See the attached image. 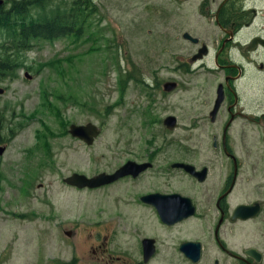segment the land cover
Wrapping results in <instances>:
<instances>
[{
    "label": "rangeland",
    "instance_id": "374dc122",
    "mask_svg": "<svg viewBox=\"0 0 264 264\" xmlns=\"http://www.w3.org/2000/svg\"><path fill=\"white\" fill-rule=\"evenodd\" d=\"M91 1L95 10L86 16L79 39L35 40L16 57L23 66L0 78V264H62L72 254L79 259L87 251V229L103 227L113 234V254L136 258L138 237L130 223L141 218L140 233L152 226L147 209L118 200L129 194V183L78 189L61 179L114 170L145 153L149 138L152 147L164 143L161 152H172L167 144L178 142L182 124L166 130L160 119L181 118V109L189 107V115L197 107L201 77L169 69L194 47L180 32L200 37L188 28L198 13L197 0ZM152 71L159 81L172 78L179 86L170 92L160 86L150 105ZM86 122L100 128L87 146L67 133L70 124ZM94 221L102 224L89 225ZM87 254L80 264H91ZM99 254L103 260L97 263L108 264ZM168 256L158 252L147 264H164Z\"/></svg>",
    "mask_w": 264,
    "mask_h": 264
},
{
    "label": "flooded vegetation",
    "instance_id": "af4514ba",
    "mask_svg": "<svg viewBox=\"0 0 264 264\" xmlns=\"http://www.w3.org/2000/svg\"><path fill=\"white\" fill-rule=\"evenodd\" d=\"M196 9L195 26L188 28L200 37L181 31L180 37L194 47L169 68L183 77H201L197 107L189 115V107L181 109V118L171 115L172 129L179 121L183 135L167 144L172 152H161L164 143L152 147L154 138L145 140V153L119 165L130 160L146 166L108 183H129V194L118 200L147 209L151 230L140 233L143 220L131 221L138 238L136 258H128L113 254V234L105 227L88 228L86 253L79 259L72 254L62 264H80L87 253L91 264L103 260L99 253L108 264H147L158 252H168L164 264H264V0H197ZM165 24L171 26L169 13ZM174 25L179 27V21ZM157 74L150 76V105L166 82L172 83L168 92L179 86L172 78L159 81ZM234 193L241 199H234ZM154 194L165 195L163 203L177 211V220L161 221ZM240 205L242 215L236 209ZM174 226L178 231H172Z\"/></svg>",
    "mask_w": 264,
    "mask_h": 264
},
{
    "label": "trees",
    "instance_id": "16d2710c",
    "mask_svg": "<svg viewBox=\"0 0 264 264\" xmlns=\"http://www.w3.org/2000/svg\"><path fill=\"white\" fill-rule=\"evenodd\" d=\"M94 10L91 0H71L69 6L64 0L62 4L57 0L4 1L0 5V78L23 66L22 58L16 57H23L35 40L79 39L86 16ZM12 51H16L14 57Z\"/></svg>",
    "mask_w": 264,
    "mask_h": 264
},
{
    "label": "water",
    "instance_id": "95a60500",
    "mask_svg": "<svg viewBox=\"0 0 264 264\" xmlns=\"http://www.w3.org/2000/svg\"><path fill=\"white\" fill-rule=\"evenodd\" d=\"M3 1L8 0H0V5ZM187 36L183 34V37ZM172 86L171 82H166L164 84V89L168 90ZM1 92V90H0ZM174 123V117L169 115L163 119L164 127L167 129H172ZM68 133L77 137L78 139L84 141L86 144H90L94 137L99 133V128L91 123L86 122L85 124H70L68 126ZM146 166L145 163H135L133 161H126L119 167H117L112 173L100 172L96 175L86 176L82 173L73 172L62 179V181L68 185L74 186L76 188H95L108 183L115 181L118 177H121L126 174H133L135 171H139ZM165 195L154 194L151 196V199L154 198L153 201H157V203L153 204L156 212L161 219L162 222L171 223L173 220L178 219V213L176 210H172L166 207L163 203ZM151 200V203L153 202ZM239 211V215L244 213L243 205H240L236 208ZM243 210V212H242ZM242 212V213H241ZM241 213V214H240ZM147 240H143L146 242ZM147 251V250H146ZM144 252L143 258L146 259L149 256V252Z\"/></svg>",
    "mask_w": 264,
    "mask_h": 264
}]
</instances>
